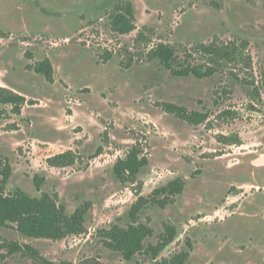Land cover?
I'll return each mask as SVG.
<instances>
[{"label":"rangeland","instance_id":"374dc122","mask_svg":"<svg viewBox=\"0 0 264 264\" xmlns=\"http://www.w3.org/2000/svg\"><path fill=\"white\" fill-rule=\"evenodd\" d=\"M127 1L136 29L119 34L111 18ZM161 43L175 48L176 68L215 73L175 75L149 57ZM209 44L241 51L219 61L202 51ZM46 58L54 82L34 69ZM0 87L26 97L20 112L0 102L6 192L57 195L68 214L91 202L81 234L53 240L0 225L1 240L32 245L53 264H153L146 250L127 260L109 249L100 230L126 227L139 195L181 177L173 201L139 213L154 229L145 249L171 224L177 237L158 260L187 251L185 264H264V0H0ZM168 103L208 117L195 125ZM135 145L149 164L122 182L114 166ZM68 150L74 165L47 163ZM0 264L37 263L0 246Z\"/></svg>","mask_w":264,"mask_h":264},{"label":"trees","instance_id":"16d2710c","mask_svg":"<svg viewBox=\"0 0 264 264\" xmlns=\"http://www.w3.org/2000/svg\"><path fill=\"white\" fill-rule=\"evenodd\" d=\"M111 26L114 32L128 34L136 29L135 14L131 1L118 3L116 11L111 18ZM241 49H246L245 44ZM241 49L237 44L227 47H219L214 44L202 45V51L209 55H216L219 59L234 61ZM150 59H159L160 63L170 69L177 76L195 75L203 78L215 73L208 67L202 70L199 66H188L180 69L174 66L177 60L176 50L172 45L161 43L150 51ZM36 72L43 74L50 82H54V68L49 58L40 61L34 66ZM26 97L11 89L0 87V102L12 104L15 111L20 112ZM167 110L179 117L198 125L208 117L207 113L198 111L189 112L185 107L174 103L166 104ZM79 155L68 150L47 158V163L53 167H66L74 165ZM149 164V158L143 154L140 145H135L126 157L120 158L115 166V173L122 182H135L142 168ZM12 174V167L8 162L0 159V225L12 226L18 232L35 238L60 240L72 234H81L85 231V216L88 213L91 202L87 201L78 207L72 214L66 212L64 205L58 202L57 195L42 193L40 197L31 196L22 189L14 192H6V184ZM43 180L35 177L37 189H41ZM184 178H177L163 187L156 188L150 196L139 195L132 204L129 212L130 222L124 227L114 223L109 228L100 230L101 238L106 247L119 252L127 260L133 259L136 254L146 252L154 258L153 264H185L189 252L182 251L171 259L158 260L157 257L167 245L177 237V229L171 224L165 225V230L160 234L157 244H150L145 249V241L154 234V229L145 223H138L139 213L149 204H159L165 207L177 195L185 189ZM174 200V199H173ZM172 200V201H173ZM0 246L7 249L9 254L22 253L36 261L37 264H53L44 258L39 250L29 244L3 241ZM79 264H105L99 259H88Z\"/></svg>","mask_w":264,"mask_h":264}]
</instances>
